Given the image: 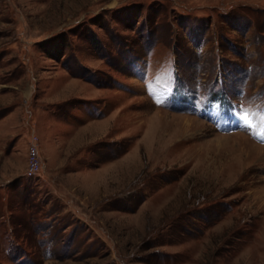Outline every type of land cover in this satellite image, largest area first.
Returning <instances> with one entry per match:
<instances>
[{"label":"rangeland","instance_id":"1","mask_svg":"<svg viewBox=\"0 0 264 264\" xmlns=\"http://www.w3.org/2000/svg\"><path fill=\"white\" fill-rule=\"evenodd\" d=\"M0 264H264V0H0Z\"/></svg>","mask_w":264,"mask_h":264},{"label":"built area","instance_id":"2","mask_svg":"<svg viewBox=\"0 0 264 264\" xmlns=\"http://www.w3.org/2000/svg\"><path fill=\"white\" fill-rule=\"evenodd\" d=\"M30 161L29 164L24 172V176L26 178H35L40 172L41 168V160L39 157L38 147L35 145L34 142L31 143L30 146Z\"/></svg>","mask_w":264,"mask_h":264}]
</instances>
